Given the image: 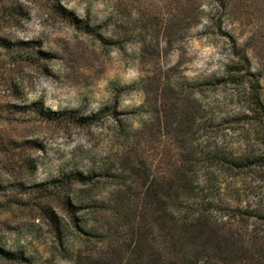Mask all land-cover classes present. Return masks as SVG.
<instances>
[{
  "label": "rangeland",
  "instance_id": "rangeland-1",
  "mask_svg": "<svg viewBox=\"0 0 264 264\" xmlns=\"http://www.w3.org/2000/svg\"><path fill=\"white\" fill-rule=\"evenodd\" d=\"M11 1L0 0V10ZM54 1L88 22L100 39L59 18L49 0H14L20 14L7 20L0 11V38L8 45L0 47V264H76L89 257L124 262L132 257L127 246L133 243L136 223L144 222L146 215L139 214L135 225L110 214L86 215L82 220L87 228L109 235L103 244L87 242L77 237L63 206L69 193L48 186L63 174L86 171L114 154L113 121L106 117L80 128L33 113L28 106L39 102L53 113L83 114L114 106L125 114L142 104L152 106L159 92L154 81L201 82L219 76L230 60L231 39L246 50L253 67L264 70V0H234L227 12L216 11L212 0H199L198 10L188 0H177L175 13L181 21L170 47L165 45L163 23L172 0ZM190 10L198 12V24L187 29L182 14L187 17ZM157 14H163L161 21L155 19ZM256 37L254 47L251 39ZM135 83H140L139 91L116 96L117 87ZM262 85L264 100V74ZM229 97L225 89L201 95L213 103L216 114L229 110ZM146 119L140 116L134 126ZM227 134L230 143L240 141ZM225 183L220 199H240L243 205L264 210V175H241ZM110 193L109 187L103 190V196ZM56 225L64 230L72 260L65 257ZM159 236L155 233L152 239L167 254L165 233ZM238 254L244 264H262L252 248Z\"/></svg>",
  "mask_w": 264,
  "mask_h": 264
},
{
  "label": "trees",
  "instance_id": "trees-1",
  "mask_svg": "<svg viewBox=\"0 0 264 264\" xmlns=\"http://www.w3.org/2000/svg\"><path fill=\"white\" fill-rule=\"evenodd\" d=\"M49 1L59 18L100 39L88 22ZM176 1L169 2L163 23L168 47L179 33ZM212 1L216 11L220 8L227 12L235 1L243 0ZM15 2L0 10L6 20L20 14ZM188 3L198 10L199 0ZM162 18L163 14H157L155 19ZM182 19L183 27L191 28L198 24V12L190 10L187 17L182 14ZM258 39H251L254 47ZM18 44L34 49L27 43ZM6 46L7 40L0 38V47ZM228 50L230 60L219 76L201 82L154 81L158 84V103L139 105L129 113L120 114L116 106L91 114L77 110L53 113L39 102L28 106L33 113L80 128L95 126L106 117L115 125L110 134L116 147L114 154L86 171H71L48 184L51 190L64 188L69 193L63 206L72 217L78 238L98 244L108 241L107 230L87 228L82 220L86 215L110 214L123 218L127 225H135L139 214L148 217L136 223L137 233L127 246L131 258L111 263L105 257H89L76 264H244L238 252L246 247L252 248L264 264V210L259 205H243L240 199L230 198V202L219 198L227 180L251 173L264 175V70L253 67L246 50L233 39ZM218 89L230 91L231 105L216 114L213 103L201 95ZM116 90L119 97L139 91L140 83ZM140 116L147 119L136 127ZM227 133L239 137L236 146L226 139ZM108 187L111 193L103 196ZM155 233H165L167 254L152 239ZM56 234L65 257L72 260L73 251L64 242L62 226L56 225Z\"/></svg>",
  "mask_w": 264,
  "mask_h": 264
}]
</instances>
